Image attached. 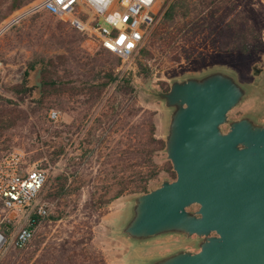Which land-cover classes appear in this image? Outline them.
Returning <instances> with one entry per match:
<instances>
[{
  "label": "rangeland",
  "instance_id": "374dc122",
  "mask_svg": "<svg viewBox=\"0 0 264 264\" xmlns=\"http://www.w3.org/2000/svg\"><path fill=\"white\" fill-rule=\"evenodd\" d=\"M170 1L160 2L157 16ZM237 5L262 26L260 49L246 56L222 53L217 33L193 37L181 32L165 53L157 45L148 46L142 59L146 64L143 71L137 65V57L123 59L117 72L132 80V95L123 94L116 85L91 93L82 75H76L74 81H80L74 84L75 90L43 98V65L38 64L31 74L36 87L34 99L21 103L7 89L23 82L37 56L48 58L65 53L64 45L47 35L49 27L59 24L65 32L73 28L47 13H39L0 36V163L19 153L26 166L35 164L46 170L47 182L33 207L41 202L49 205V215L28 247L0 248V263L21 264L27 259L28 264H42L38 263L40 258L55 251L72 234L73 239L86 238L90 242L87 250L102 252L107 264H142L144 259L179 248L198 251L196 237L186 241L181 236L168 235L143 245H131L119 233L131 216L133 199L145 194L139 186L140 176L149 170L145 164L139 165L147 142V135L141 131L146 128L144 112L154 114L155 138L165 140L168 112L161 106L158 92H167L174 80L228 70L244 88L250 89L245 100L230 113V120L252 116L264 123V0H237ZM154 29L155 25L151 30ZM96 42L93 55L101 46ZM175 56L181 59L174 61ZM117 57L111 52L107 59L114 61ZM255 65L263 69L258 79L252 74ZM72 67L75 66L61 74H75ZM37 69H41V88L35 81ZM63 87L68 86L60 89ZM133 106L139 111L128 119L124 112ZM52 111L58 113L57 120L50 118ZM153 156L161 173L147 185L148 192L164 179H176L165 149ZM59 192L60 197L55 195ZM197 209L194 206L190 211Z\"/></svg>",
  "mask_w": 264,
  "mask_h": 264
},
{
  "label": "water",
  "instance_id": "95a60500",
  "mask_svg": "<svg viewBox=\"0 0 264 264\" xmlns=\"http://www.w3.org/2000/svg\"><path fill=\"white\" fill-rule=\"evenodd\" d=\"M262 72L253 66L255 78ZM40 77L37 69L38 88ZM237 80L218 69L157 93L168 112L165 152L176 179L136 196L119 235L131 245L196 237L198 251L179 248L142 264H264V123L230 120L250 92Z\"/></svg>",
  "mask_w": 264,
  "mask_h": 264
},
{
  "label": "trees",
  "instance_id": "16d2710c",
  "mask_svg": "<svg viewBox=\"0 0 264 264\" xmlns=\"http://www.w3.org/2000/svg\"><path fill=\"white\" fill-rule=\"evenodd\" d=\"M33 1L0 0V25L7 19L9 14L11 15ZM9 2V6L4 8ZM58 20L69 25V22L65 19ZM262 30L260 23L256 22L250 14L238 9L237 0H171L157 18L155 29L151 30L146 36L145 43H142L135 52L134 57H137L139 61L137 63L139 69L145 70L146 64L142 62V59L148 46L151 44L153 46L157 45V49L165 53L172 44H175L174 40L181 32H184L186 36L193 37L210 36L217 33L220 41V52L238 53L246 56L260 49ZM47 35L53 39L57 38L64 45L65 53L48 58L42 55L36 57V60L26 72L23 82L7 89L19 102L25 103L34 99L36 87L32 82L31 74L38 64L43 65L42 74L44 80L41 91L43 98L60 96L64 91L75 90L74 84L80 81H74V76L76 75H82L83 83L89 87V90L92 91L91 93H101V89H106L112 85H116V88L125 95H132L135 92L132 80L120 77L121 74L117 72L123 59L118 56L114 61H110L107 57L111 55V52L101 46L98 52L93 55L94 43L96 42L93 38L74 29L65 32L64 27L59 24L53 28L50 26ZM76 48L78 49L76 50ZM83 59L86 61L84 62ZM174 59V61H179L181 58L180 56H175ZM71 65L75 66L74 68L72 67L76 69L75 74H73L74 71H71L63 76L61 73L66 72ZM64 85L68 87L60 89ZM136 111L139 110H135L134 106L131 107V109L124 112L125 117L129 119V117L135 115ZM120 115L118 114V117ZM153 116V113L144 112V123H142L145 124L146 128L141 130L144 135H147V142L144 145L145 151L142 152L144 159L139 165L145 164L147 169H149L146 174L140 176L139 186L142 187L144 193L148 192L147 185L158 178L161 173V170L154 162L153 155L157 151L165 149L164 141L155 138L156 126ZM117 121L120 122V118ZM55 195L60 197V192ZM39 221L40 218L34 215L30 222L35 225ZM1 231L6 235L8 233L3 227ZM69 237L56 247L55 251H51L48 255H43L38 263L107 264L102 252L93 253L87 250L90 242H87L86 238L73 239L74 234ZM28 263L29 260L25 259L21 264ZM0 264L10 263L1 262Z\"/></svg>",
  "mask_w": 264,
  "mask_h": 264
},
{
  "label": "built area",
  "instance_id": "2783aa9c",
  "mask_svg": "<svg viewBox=\"0 0 264 264\" xmlns=\"http://www.w3.org/2000/svg\"><path fill=\"white\" fill-rule=\"evenodd\" d=\"M162 0H34L12 13L1 25L0 36L21 25L31 15L46 12L65 19L70 26L96 40L122 59L134 56L159 16ZM2 64L0 62V70ZM52 111L50 118L57 120ZM46 170L26 166L22 154H13L0 163V248L25 249L35 238L49 205L33 207L47 182ZM36 215L40 221H30ZM8 232L7 235L1 228Z\"/></svg>",
  "mask_w": 264,
  "mask_h": 264
}]
</instances>
